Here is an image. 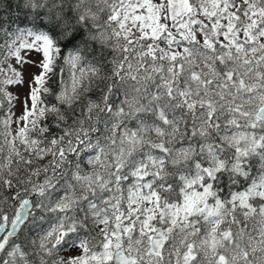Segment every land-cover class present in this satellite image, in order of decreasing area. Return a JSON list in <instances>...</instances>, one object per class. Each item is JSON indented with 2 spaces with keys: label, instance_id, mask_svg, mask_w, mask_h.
Returning <instances> with one entry per match:
<instances>
[{
  "label": "snow or ice",
  "instance_id": "6c2138e0",
  "mask_svg": "<svg viewBox=\"0 0 264 264\" xmlns=\"http://www.w3.org/2000/svg\"><path fill=\"white\" fill-rule=\"evenodd\" d=\"M0 264H264V0H0Z\"/></svg>",
  "mask_w": 264,
  "mask_h": 264
},
{
  "label": "rangeland",
  "instance_id": "374dc122",
  "mask_svg": "<svg viewBox=\"0 0 264 264\" xmlns=\"http://www.w3.org/2000/svg\"><path fill=\"white\" fill-rule=\"evenodd\" d=\"M32 58L33 59H38V57L35 56V55ZM29 71H35V69H29ZM26 89H27V86L25 85V87H23V88H14V89H11V90L13 92H18L19 94H21V96H23L26 93ZM14 111L17 113V115H19L20 111H21L20 106L17 105V107L14 109ZM13 128H15V125H13Z\"/></svg>",
  "mask_w": 264,
  "mask_h": 264
}]
</instances>
